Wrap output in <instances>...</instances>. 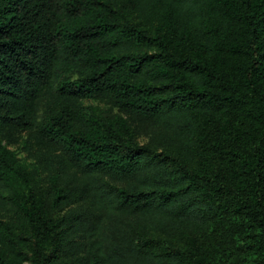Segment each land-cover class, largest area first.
I'll return each mask as SVG.
<instances>
[{"label": "trees", "instance_id": "16d2710c", "mask_svg": "<svg viewBox=\"0 0 264 264\" xmlns=\"http://www.w3.org/2000/svg\"><path fill=\"white\" fill-rule=\"evenodd\" d=\"M84 98L152 122L166 147L121 115L84 114ZM20 131L56 146L63 173L137 178L109 188L132 228L202 236L236 215L243 250L263 254L264 0H0V204L15 216H0V264H56L65 225L51 210L80 197L56 171L48 204L37 167L2 142ZM174 240L94 238L84 264H209Z\"/></svg>", "mask_w": 264, "mask_h": 264}, {"label": "rangeland", "instance_id": "374dc122", "mask_svg": "<svg viewBox=\"0 0 264 264\" xmlns=\"http://www.w3.org/2000/svg\"><path fill=\"white\" fill-rule=\"evenodd\" d=\"M73 71L69 77H76ZM56 84V83H55ZM42 99L38 101L40 111ZM81 110L88 114L91 110L103 115H121L133 127L139 142H150L157 148L166 147V137L162 130L152 122L124 113L111 106L105 100L81 99ZM9 149L16 152L17 157L29 168L37 167L40 183L49 190L48 204L51 201L49 176L60 171L59 185L69 191L70 197H80L79 201H63L51 214L64 217L65 229L62 250L56 264H84L90 240L97 238L104 246L107 243H121L125 238H136L148 234L175 238L186 248H195L209 264H264V253L244 251L247 243L248 223L236 215H226L214 224L209 231L195 235L192 231L164 228L166 232L151 227L132 228L138 216L119 212L113 205V194L109 188L124 187L128 183L139 184L137 178L117 180L110 174H84L74 168L66 169L59 159L61 151L53 145H38L28 138V132H13L9 139L2 141ZM69 217H66V216ZM0 216L3 220L15 222V216L9 204H0ZM251 230V228H250ZM24 264H29L27 261Z\"/></svg>", "mask_w": 264, "mask_h": 264}]
</instances>
